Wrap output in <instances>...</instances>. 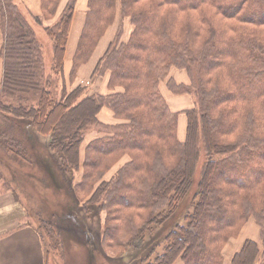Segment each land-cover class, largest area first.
I'll use <instances>...</instances> for the list:
<instances>
[{
  "label": "trees",
  "instance_id": "obj_1",
  "mask_svg": "<svg viewBox=\"0 0 264 264\" xmlns=\"http://www.w3.org/2000/svg\"><path fill=\"white\" fill-rule=\"evenodd\" d=\"M12 1L6 0L8 7L12 9L4 10V18L8 12L11 34L5 32L6 38L2 50L4 77L1 95L6 102L0 100V152L6 158H13L18 164L26 163L29 171L25 172L23 178L29 186L43 198V201L51 202L56 210L62 211L59 214H52L59 230L57 232L48 228L46 220H40L42 229L49 231L51 240H54L56 236L61 238L60 229L75 237L78 236L76 237L78 239L81 238L80 236L84 237L88 230L81 227L80 223H84L85 220L75 212L77 206L82 203L81 212L87 215L92 205L98 207L96 209L99 215L104 209L117 210L115 213L107 214L105 224V230H108L112 237H114V231L117 230L113 227L114 221L124 223L125 230H129L128 232L132 234L137 232L136 218L145 217V223L142 229H139L141 231L137 236L141 239L145 232L144 227L159 221L155 218L160 219L161 226L165 220L173 219V228L168 227L161 239L166 243L163 253L155 257V263H149L147 261L154 254V250L150 249L143 256L142 264H173L179 258L185 264L202 261H204L202 264H218L220 248L230 237L228 230L236 229L250 217L249 210L237 213L235 211L234 214L231 211L232 215L229 214L232 206L228 205V199L238 201L239 198L234 189L238 192L253 189V197H246L243 202L247 208L252 209L255 218L262 225V246L256 241L247 240L241 250L234 255L232 264H264V147H260L264 141L254 140L251 137L254 129L253 122L248 125L246 133L255 145L254 149H248V137H246L245 130L243 129L242 134L239 131V128L244 127V115L236 113V109L227 108L225 105L222 107L224 111L216 118L208 113L199 119L196 111L189 112V126L185 142L179 143L177 140L176 143L167 142L174 138V121L169 120L164 124V119L167 116L171 119L174 114L169 111L168 105L158 92L159 83L166 79L173 65L179 66L182 60L189 59L190 56L181 54L180 49L193 48V45L197 43L199 46L205 44L207 37L203 34L204 26L191 31L195 34V39L190 41V44L179 46L170 38L172 28L170 29L171 20L169 18L162 19L154 10L142 11L139 16L145 18V21L139 25L145 30L142 35L146 38L145 43L140 40L138 43L134 40L129 42L134 54L128 51L125 54L131 58L132 64L119 63L118 66H120L117 69H112L110 86L121 85L125 88V92L106 97L97 96L84 94L86 89L78 86L69 93L63 92V95L56 99L50 89L51 75L45 74L42 50L33 27L28 22V15L25 18L23 12L20 11L22 10L20 5ZM92 1L94 3L92 13L96 18L101 17L102 22H108L109 13L114 11L117 0ZM142 1L144 0H134L132 7L139 5ZM214 1L162 0V3L175 4L186 13L191 10L200 11ZM251 1H254L255 7L264 4V0ZM222 2V0H216L215 6L219 5V9L225 11L223 14L238 19V14L233 10L230 11L231 15L226 12V7L236 8L244 13V24L254 26L255 19L244 10L242 4L236 0H231L226 5H221ZM239 11L236 12L239 13ZM135 14L137 10H132V15ZM72 17L73 5H68L55 27L45 29L49 39L53 42L51 73L58 78L61 76V79L64 76L66 47ZM202 22L208 25L207 22ZM189 23L191 27L193 23ZM153 26L154 28H151ZM253 31L244 29L243 34H248L247 37H250L253 35L250 32ZM93 37L91 35L89 38L85 30L73 60L74 73L90 55L93 45L89 50L87 44L89 39L94 40ZM218 44L222 43L218 42ZM213 47L217 48V42L206 43L202 48L204 54L201 49L203 59L200 61V68L215 73L221 71L226 58L219 60L221 53L219 54L220 51L212 53L210 50ZM235 49L234 51L238 54H230L233 55L232 58H235V63L232 65V77L237 88L230 92V97L249 103L250 111L259 106L264 113V101H261L263 96L259 95L257 90L253 93L249 92L254 87L253 82L264 75V67L248 66L249 63L253 64L252 60H255L250 52L251 46L246 45V47ZM119 51L112 49L110 54L108 51L94 75L101 73V69L107 63L106 59L112 58L113 53ZM201 54L199 52L195 56L200 57ZM169 85L175 87L173 82ZM135 86H137V94H134L133 87ZM256 100L260 101L259 105ZM103 108H111L116 116L129 119V126L126 127L129 133H125L128 134L127 137L122 135L124 137L121 140L113 138L112 134L109 136L102 134V137L90 143L87 148L89 160H86L83 180L88 182L93 175L103 171L95 177V181L101 182L104 170L109 168L110 157H115L122 152L130 153L131 163L125 168L128 170L121 171V173L124 172L115 188L109 187L110 184L102 183L100 189L83 203L76 195L73 183L71 184L66 179L68 173L73 174L79 170L82 134L88 127L101 123L98 115ZM233 114H236L235 122H238L239 127H235L234 124L227 125ZM150 117L153 118L152 121H149ZM199 123L202 125V137L206 148L205 160L201 167L198 164L202 153L197 147L198 136H201ZM215 128L218 130L217 138L214 134ZM221 129L223 132L220 131ZM236 133L239 136L233 144L225 141L221 143L219 140V136L227 138L230 134ZM153 140L166 143L169 155L162 152L161 144L151 146L150 143ZM222 161L226 163L225 166L221 165ZM7 164L9 165V162ZM199 167L200 171L197 172ZM130 168L133 169L132 175ZM230 170L236 171L238 178L244 177L248 172L256 173V177L252 181L237 183L227 176ZM197 173H199L198 177H196ZM215 176H221V180L214 183ZM226 188H231L233 193ZM107 189L112 193L109 202L105 201L98 206L100 196L105 194ZM45 193L52 194V197L45 198ZM119 193L125 196H118ZM118 199L126 201L118 203ZM189 201H191L190 206L194 212L185 214L186 211L181 209V205ZM118 210L131 211L128 214V220L124 219L123 214ZM208 213L214 219L213 221L206 219ZM116 216L117 218L113 220ZM223 220H228L225 225H222ZM88 234L89 237L90 233ZM104 236L107 239V233H104ZM88 242L90 241H87L86 264H112V259ZM57 245L60 247L62 243L57 242Z\"/></svg>",
  "mask_w": 264,
  "mask_h": 264
},
{
  "label": "rangeland",
  "instance_id": "obj_2",
  "mask_svg": "<svg viewBox=\"0 0 264 264\" xmlns=\"http://www.w3.org/2000/svg\"><path fill=\"white\" fill-rule=\"evenodd\" d=\"M182 1L184 2L186 0ZM222 1L223 2L221 5H226L230 3L231 0ZM12 2L20 5L22 8L20 11L23 12L25 18L27 17L26 15H28V22L30 26L33 27L36 39L38 40L42 50V57L45 64V74L51 75V82L49 83L50 89L52 90L53 96L56 99L61 97L63 92L66 91L69 93L78 86L86 89L84 94L89 93L95 94L97 96L100 95L106 97L117 93L123 94L125 92V88H123L121 85L115 87L110 86L113 72L112 69H117L120 66H118L119 63L132 64L131 58L125 54L126 51L134 54L131 50L132 46L129 45V42L134 40L135 43H138L140 40L141 42L145 43L146 38L142 37L145 30L141 29L139 25L145 21V18L139 16L142 11L147 12L146 10H154L160 15L162 19L169 18L171 20L170 29L172 28V34L170 35V38L179 46L181 44H190V41L195 39V34H193L191 31L198 29V27L204 26L203 34H205L207 37L205 44L209 42H217V48L214 49L213 47L210 51H212V53L220 51L219 54L221 53V55H219V60H224L226 58V60H224L225 65L222 67L221 71L215 73L207 71L206 69L201 70L200 61L203 59L202 54H204V49L202 48L205 46V44L203 46H199V43H197V45H193V48L190 47L189 49L179 50L181 54H185L188 57L190 56L189 59L191 61L189 59L187 61L179 59L183 62H181L179 66L173 65L170 68L166 79L160 81L158 87V92L168 105L169 111L174 114L171 119L170 116H167L164 119V124L169 122V120L174 121V138L172 140H168L167 142L176 143V140L179 143L185 142L186 133L189 126V112L196 111L199 119L202 118L204 114L208 113L210 115L213 114L212 117L216 118V116L224 111V108H222L224 105L227 108H234L237 110L236 113H242V115H244V127L239 128V131H241L240 134H242L243 129L246 133L248 131V125L253 122L254 129L251 137L254 140L262 139L264 141V113L262 109H260L258 106L257 108H253V110L250 111L249 103H245L243 101L236 100L234 97H230V92L235 91L237 88V84L232 77V65L235 63V58H232L231 56L233 55L231 54H238V52L234 51L236 50L235 48L240 49V47H246V45L251 46L250 52L252 53L255 60H252L253 64L249 63L248 66L254 65V67H264V4L259 7L256 6L258 7L256 8L254 6V1L236 0V2L242 4L244 10L255 19L254 26L250 27V25L244 24V13L240 12L236 8L230 9L226 7L227 14L231 15L230 11L233 10L236 14H238L237 16L239 20L236 19L237 17L226 16L223 14L225 11H221L219 9V5L215 6L216 0L211 2V4L204 7L200 11L191 10L190 12L186 13L182 12L177 5L164 4L162 3V0H144L139 5L134 7H132L134 0H117L114 11L109 13L110 17L108 22H102L101 17L96 18V16L92 13V10H94V3L92 0H45V2L44 0H13ZM68 5H73V17L70 26L68 42L72 33L74 22L76 32L79 34V40L75 47L74 56L71 58V66L69 71L70 74L66 76L64 72V76L61 79V76L59 78L54 76L49 68L52 61L48 63L47 51L51 48L53 42L49 39L45 29H52L55 27ZM8 6L9 4L6 3V0H0V100L4 102H6V100L1 95L4 77V58L2 50L6 38L5 32L7 34H11L10 23L8 24V12L4 18V10L6 8L12 9ZM132 10H137V14L133 16ZM236 11H239V13ZM202 21L207 22L208 25H204ZM189 22L193 23L191 27ZM151 28H154V26ZM244 29L247 31L250 29L254 30L253 32H250L253 33V35L247 37L248 34H243ZM85 30L88 33L89 38L91 35L94 36V40L91 41L89 39V43L87 44L89 50L91 45H93V49L90 55L87 56L86 61L81 63L77 72L74 73L73 60ZM107 34L110 41L106 45L105 49L102 50L101 53L103 54L100 55V60L98 61L94 72L89 77V79L83 78L80 85H76L75 82L77 81L78 83V72L80 68L88 64L92 55L96 50H98L103 38L107 36ZM218 42L222 44L220 45ZM112 49L120 51L114 52L112 58L106 59L107 63L105 62V67L101 69V73H98L95 76L94 73L96 68H98L100 62L103 61V58L108 53V51L109 54L112 52ZM199 52L201 56L196 57L195 55ZM125 56L126 59H124ZM260 78L261 79L253 82L254 87L250 89L249 92L253 93L257 90L259 95L263 96L261 101H264V75ZM170 82H173L175 87L169 85ZM133 90L134 94L138 93L137 86L133 87ZM181 97H185V104H190V108H184L181 110H174L170 108L168 103L169 99ZM227 101H230V103H226ZM256 103L259 105L260 101L256 100ZM235 117L236 114H233L230 118V121L233 122L229 121L227 125L234 124L235 127H239L238 122H235ZM98 119L101 122L100 124L88 127L82 134L83 140L79 149V170L77 172H73V174L68 173L66 179V181L68 180L71 184L73 183L72 186H75L76 195L83 203L88 201L96 193V191L100 189V187L103 185L102 183L110 184L109 187L115 188L121 174L128 170L125 168L131 163L130 153L122 152V154H118L115 157H110L108 161L109 168L104 170L105 172L102 176L101 182L99 180L95 181V177L103 171H99L93 175L92 179L88 182L83 180L84 172H86V160H89L87 148L89 147L90 143L95 141L97 138L102 137V134H107V136L112 134L113 138L121 140L124 136L127 137L128 134L125 133H129V130H126V127L129 126L128 124L130 120L116 116L111 108H103V110L98 115ZM252 119L254 121H252ZM152 120L153 118L150 117L149 121ZM199 126V134H201V136H198L197 147L199 148L200 153H202L201 161L198 164L201 167L205 160L204 155H206V148L204 138L202 137L201 123H199ZM220 131L223 132V129ZM214 134L217 138V128L214 129ZM238 136L239 135L237 133L230 134V136L227 138L226 136H219V140L221 143L225 141L233 144L237 140ZM248 136L249 135L246 133V137ZM247 143L248 149H254L255 145H253L249 137L247 138ZM157 144H161L162 152L169 155L168 145L166 143L158 140H153L150 143L151 146H156ZM257 146L259 147L260 145ZM260 147H264V142ZM7 162H9V165ZM20 163L18 164L13 158H6L4 154L0 152V181L3 182L8 189L12 190L14 196L17 197V201H20L23 206L27 208L29 220L36 226L42 237V243L45 251L44 253L46 259L48 260V264H86L88 257L87 241H90V243L94 245L95 249H100L105 254V256L112 259V264H119L120 262L122 264H142L141 260L143 256H145L150 249L152 251L154 250V254L151 255V258L147 262L155 263V257L163 253L166 243L161 241V239L168 227H171V229L173 228L174 221L172 218L165 220L161 226L159 224L160 219L158 217L156 219L155 216V220L159 221L151 223L150 225H146L144 227V235L141 236V239L137 236L141 231H139V229H142L145 223V217L141 218L142 220L140 218H136L135 223L137 232L132 234L128 232L129 230H125L126 228L124 223L114 221L112 224L117 230L114 231V237H112L110 232L105 230V224L107 223V214H110V212L115 213L117 210L110 207L111 210L104 209L102 210L101 215H99L97 213L98 207L92 205V207H89L90 213L87 215L86 213L81 212L83 207L82 203L77 206V211L75 212L80 215V218H84L86 223L84 221V223H82L80 218L79 221L81 222V227L88 230L86 231L84 237L89 239L85 240L83 236H80L81 238L78 239L76 238L78 236L75 237L74 235L65 233L60 229V234H62L60 236L62 239L52 233L56 237H54V240H51L52 237L49 231H47L45 228L42 229L40 220H46L48 228L53 232H57L59 230L56 227L55 219L53 218L52 214H59L62 211L56 210L51 202L46 201V203L37 192H34V190L29 186V183L23 178L25 176V172L29 171L28 165L24 162ZM221 165L225 166L226 163L222 161ZM200 167L198 168L197 172L200 171ZM123 169L125 170L121 173ZM129 170L131 171L132 175L133 169L130 168ZM198 176L199 173H197L196 177ZM227 176L234 179L237 183H245L246 181H252L256 177V173L248 172L244 177L238 178L237 172L230 170L227 173ZM220 177L215 176L214 183L215 181L221 180ZM82 182L83 185H81ZM226 190L232 191L233 193L231 188H226ZM108 191L109 190L107 189L105 194L100 196V201L97 203L98 206L105 201L109 202L112 193L111 191ZM234 192L236 195H238L239 199L238 201H235L232 198L228 199V205L232 206L229 214L232 215L231 211H233L234 214L235 211V213H237L241 212L242 210L245 212L249 210L248 215L250 217L236 229L232 231L228 230L230 237L227 239L224 246H221L222 249L220 248V262L218 264H232L234 255L241 250L247 240H252L250 238L248 239L244 233L245 230L249 229L250 225H253L254 227L251 226V229L256 231L255 240L252 241H256L260 246H262V225L255 218V215L252 213V209L247 208L243 202L246 197H253V189L241 190V192H238L236 189H234ZM118 196L125 195L123 193H119ZM44 197H52V194L50 195L49 193H45ZM117 201L118 203H125L126 200L124 201L118 199ZM111 204H114V202H111ZM190 205L191 201L188 203L184 202L181 205V209L186 211L185 214L194 212V209ZM118 212H121L123 214L122 217L128 220V214L131 211L125 212L118 210ZM138 214L141 213L138 212ZM116 218L117 216L113 220ZM206 219H209V221L214 220L209 215V213L206 215ZM227 221L228 220H223L222 225H225ZM88 232L90 233L89 237ZM104 233H107V239L106 236H104ZM57 242H61L63 248L62 245L59 247ZM84 242L86 244H83ZM203 262L204 261L195 264H202ZM173 264L185 263L179 258Z\"/></svg>",
  "mask_w": 264,
  "mask_h": 264
},
{
  "label": "crops",
  "instance_id": "obj_3",
  "mask_svg": "<svg viewBox=\"0 0 264 264\" xmlns=\"http://www.w3.org/2000/svg\"><path fill=\"white\" fill-rule=\"evenodd\" d=\"M78 38L79 34L76 32L74 22L67 46L64 70L66 76L70 74L71 58L74 56ZM109 41L107 34L88 64L80 68L78 83L77 81L75 82L76 85H80L83 78L89 79L100 60V55L103 54L101 53L102 50L105 49ZM52 49L51 45V48L47 51L48 63L52 61ZM49 68L51 70V65ZM168 103L170 108L174 110L187 109L191 106L190 104H185V97L169 99ZM27 212V208L20 201H17L12 190L8 189L0 181V264H48L42 237L36 226L29 220ZM251 226L253 225H250L249 229L245 230L244 233L248 239L255 240L256 231L251 229Z\"/></svg>",
  "mask_w": 264,
  "mask_h": 264
}]
</instances>
